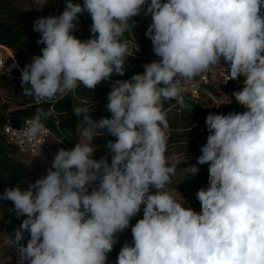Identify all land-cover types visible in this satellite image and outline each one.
<instances>
[{
  "label": "clouds",
  "instance_id": "1",
  "mask_svg": "<svg viewBox=\"0 0 264 264\" xmlns=\"http://www.w3.org/2000/svg\"><path fill=\"white\" fill-rule=\"evenodd\" d=\"M142 11L151 15L145 36L160 59L129 80L111 82L110 118L93 120L87 106L74 105L82 139L60 148L46 174L0 194L17 218L26 217L0 240V248L14 249L16 264H107L117 234L141 209L117 264H264V0H66L60 15L33 22L37 43L45 45L41 54L23 68L12 65L21 72L22 94L39 104L125 75L130 48L124 34L133 32ZM85 12L92 36L81 40L73 30ZM221 64L228 80L244 77L232 96L247 110L207 115L209 135L190 168L194 176L197 165L208 164L196 212L164 190L176 165L166 156L163 104L175 99L187 107L184 84ZM0 69L10 74L3 62ZM50 114L40 108L21 136L40 138L42 117ZM102 130L115 140L97 160L93 139ZM34 156L44 159L41 148Z\"/></svg>",
  "mask_w": 264,
  "mask_h": 264
},
{
  "label": "trees",
  "instance_id": "2",
  "mask_svg": "<svg viewBox=\"0 0 264 264\" xmlns=\"http://www.w3.org/2000/svg\"><path fill=\"white\" fill-rule=\"evenodd\" d=\"M10 0H0V43L12 48L20 63H24L30 54H41L44 44H38L39 33L33 31L32 20L26 18L21 12L12 8L9 4ZM51 1V0H50ZM52 8L46 10L41 17L49 15H60L66 7V0H52ZM73 3L83 4V0H72ZM150 3V0H148ZM147 5H145L146 7ZM137 22V26L133 32L124 34L130 48V55L125 61V75L112 76L109 81H103L93 91L83 85L76 90L69 92L65 97L41 101L35 103L33 98L22 95L24 102L17 104L15 108L10 109L11 102L0 98V187H9L24 177L30 176L33 172V166L28 164L19 155V150L15 145L9 143L3 132L4 126L8 122L19 125L27 118H34L40 108L51 114L42 121L49 126L54 133L55 140L71 143L75 132L79 131L77 126L82 122V117H77L72 111L73 106H87L93 120L101 118H110L111 113L107 111V94L111 90V82L117 79L129 80L134 74L143 73L144 65L152 61L159 60L153 52V45L150 39L145 36V32L151 24V17L145 16L143 11L140 15L133 18ZM92 20L85 12L79 15V27L73 30V35L81 40L91 38L89 31ZM136 44L139 46L137 48ZM22 68V67H21ZM21 78V72L15 71L14 75ZM11 76H0V93L4 85V81ZM213 96H218L219 92L212 85H205L204 91H201L198 97H195L190 91L183 90V98L187 107L182 108L175 100L164 102L163 109L167 113L169 128L166 130L168 136V148L166 156H175L187 151L200 149L206 143L209 135L206 128L205 119L210 113L228 114L230 112L243 113L239 109L237 102L225 104L223 108L216 109L214 107ZM27 105L26 107H19ZM85 125L81 124L80 128ZM103 136L94 137L93 143L102 146L94 153V158L99 160L101 156L109 153L106 147L108 140H115L107 134L106 130ZM24 155L28 153L22 152ZM34 157V156H31ZM109 163L111 156H108ZM169 165L172 163L168 162ZM176 169L181 164L176 163ZM208 173L199 170L196 175L191 172H185L183 175L174 179V185L179 190L186 188L200 189L208 185ZM25 218H13L5 223V231L10 235H14L13 230L17 228ZM30 236L25 233V240L22 241L26 245Z\"/></svg>",
  "mask_w": 264,
  "mask_h": 264
},
{
  "label": "rangeland",
  "instance_id": "3",
  "mask_svg": "<svg viewBox=\"0 0 264 264\" xmlns=\"http://www.w3.org/2000/svg\"><path fill=\"white\" fill-rule=\"evenodd\" d=\"M9 4L12 8L21 12L26 18L34 21L35 19L41 17V15L48 9L52 8L53 1L51 0H10ZM149 18L151 15H148ZM34 55H38L36 53L30 54L25 62L20 63L23 68L27 63L31 62V59ZM20 77L11 76L8 77L4 81V85L2 87L0 98L2 100H9L11 102L10 109L15 108L17 104L24 102L22 97L23 88L20 84ZM30 86V85H29ZM27 105H22L19 107H26ZM80 132L76 131L74 137L72 138L71 143H65L58 140L53 139V137L49 140L48 150L43 154L44 159L41 157H31L29 155H24V153L20 152L19 155L23 158L25 162L33 166V172L30 176L24 177L22 180H29L34 182L41 175L46 174V168L50 166L51 161L53 159L54 154L60 149H71L73 148L79 140H81ZM99 149H103L102 146L98 147ZM199 149L194 151H187L175 156H168V162L172 164H181V167L176 169V173L171 177V183L165 186L166 191H169L174 198L184 204L186 201V206L191 207L196 212L201 211V204L196 197V193L199 189H191L186 188L184 190H179L174 185V179H177L185 172H190L191 164H196L197 158L200 155ZM199 170H202L208 173V164L197 165ZM209 174V173H208ZM20 182V181H19ZM19 182L9 186V187H0V194H3L5 189L14 187ZM23 188H27V183L21 185ZM208 186V185H207ZM206 186V187H207ZM204 187V188H206ZM13 207V203L11 201H3L0 202V240L4 236H8L5 231V223L10 221L13 218H17L14 212L10 211V208ZM143 208V206H142ZM143 217V211L141 209L140 213L137 216L133 217L130 221V225L127 229H125L122 233L117 234V243L114 245L113 250L108 253V261L107 264H117V256L125 243L132 242V233L131 227L135 225V223ZM26 218V217H20ZM0 264H16V253L14 249H2L0 248Z\"/></svg>",
  "mask_w": 264,
  "mask_h": 264
},
{
  "label": "built area",
  "instance_id": "4",
  "mask_svg": "<svg viewBox=\"0 0 264 264\" xmlns=\"http://www.w3.org/2000/svg\"><path fill=\"white\" fill-rule=\"evenodd\" d=\"M0 62L5 64V68H10V74H5V76H13L15 71H19L17 67H12L14 62L19 65V68H21L14 50L2 43H0ZM1 75H3L2 69H0V76ZM243 81L244 77L242 76L237 80H228L227 69L221 64L215 69L195 77L192 81L186 82L183 90L190 91L195 97H198L200 92L204 91L205 85L210 84L219 92L218 96H213V94H211L214 98V107L216 109H221L229 102V99L231 102H236L232 93L242 89L244 86ZM239 109L243 112L247 110L241 105ZM30 119L33 118H27L19 125H15L13 122H8L3 128V132L6 135L7 141L15 145L22 152L34 156V153L41 148V152L44 154L48 150L49 140L54 137L53 130L42 121L46 129L45 133L36 140L26 141L21 136L19 130L24 128L26 126L25 121Z\"/></svg>",
  "mask_w": 264,
  "mask_h": 264
}]
</instances>
